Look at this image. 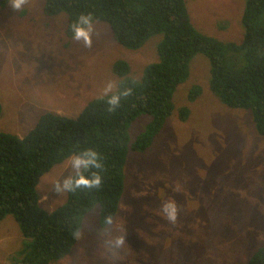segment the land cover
I'll use <instances>...</instances> for the list:
<instances>
[{"label":"rangeland","instance_id":"1","mask_svg":"<svg viewBox=\"0 0 264 264\" xmlns=\"http://www.w3.org/2000/svg\"><path fill=\"white\" fill-rule=\"evenodd\" d=\"M185 3L197 30L223 41H242L245 0ZM43 4L29 0L14 11L10 0H0V131L18 136L43 112L75 117L89 100L102 95L108 82L118 84L112 69L117 59L126 60L129 75L140 79L144 66L157 61L163 38L156 33L129 49L113 39L108 24L94 20L92 47L86 48L73 39L66 14L47 15ZM188 69L173 94L172 113L151 144L144 151L128 150L113 224H101L96 204L84 215L71 253L48 264H246L264 244V136L256 131L249 109L228 107L210 90L205 54L196 53ZM192 86L201 89L193 101L187 97ZM184 106L189 114L180 120ZM150 120V114L141 113L129 124L130 144ZM71 156L53 165L36 186L39 204L48 212L66 201L67 192L58 194L53 186L74 174ZM174 182L213 185L223 195L222 206H212L213 215L226 212L228 219L203 226ZM168 200L179 208L175 224L161 210ZM120 235L126 242L113 256L105 240ZM22 239L16 220L5 216L0 221V264L19 257Z\"/></svg>","mask_w":264,"mask_h":264},{"label":"trees","instance_id":"2","mask_svg":"<svg viewBox=\"0 0 264 264\" xmlns=\"http://www.w3.org/2000/svg\"><path fill=\"white\" fill-rule=\"evenodd\" d=\"M47 15L65 13L67 28L81 14L108 24L113 39L136 49L163 33L157 61L146 64L140 79L117 59L113 72L118 87L132 88L121 106L108 112L106 98L89 100L75 116L46 111L24 135L0 131V221L12 215L23 236L19 257L10 264H48L66 256L77 240L84 215L100 206L101 224L114 217L123 191L129 149L144 151L173 110V94L189 73V60L198 52L210 61V90L228 107L249 109L256 131L264 136V0H245L241 42L223 41L197 30L185 0H44ZM201 89L192 86L193 101ZM141 113L151 115L146 129L129 143L128 126ZM189 109H179L185 120ZM92 148L101 154L104 169L99 189L68 193L65 203L48 212L39 204L40 177L70 155ZM92 171H96L93 169ZM89 173H85L88 175ZM246 264H264V244Z\"/></svg>","mask_w":264,"mask_h":264},{"label":"clouds","instance_id":"3","mask_svg":"<svg viewBox=\"0 0 264 264\" xmlns=\"http://www.w3.org/2000/svg\"><path fill=\"white\" fill-rule=\"evenodd\" d=\"M29 0H10V6L14 11L20 10ZM73 30V39L82 42L84 47H92V37L94 34L93 17L91 14H81L76 23L70 25ZM132 88H124L121 90L116 82L110 81L106 84L102 91V99L106 98L108 112H114L116 108L121 106L122 99L132 95ZM70 166L74 174H70L62 181L57 180L54 183L53 190L56 193H74L77 190L99 189L103 183L102 171L104 163L101 154L92 148H86L70 158ZM95 169L96 171H92ZM85 173H89L85 175ZM164 217L171 224H175L178 218L179 208L174 200H168L161 206ZM105 225L113 224V217L108 216L104 221ZM104 233H101L103 236ZM125 236L120 235L114 239H106L105 247L113 256L118 254V250L125 245ZM71 252V251H70ZM69 252V253H70ZM68 253V254H69Z\"/></svg>","mask_w":264,"mask_h":264},{"label":"crops","instance_id":"4","mask_svg":"<svg viewBox=\"0 0 264 264\" xmlns=\"http://www.w3.org/2000/svg\"><path fill=\"white\" fill-rule=\"evenodd\" d=\"M212 186L213 185L204 184V183L185 184V183L174 182V188L180 189L181 194L179 195V197L187 198L191 208L190 211H194V212L197 211L199 213V215L195 217V220L203 222V226H207L208 222L211 226H213L214 223H222L226 220V217L227 219L229 217L228 213L226 212H220L218 214L213 215L212 206L214 205L222 206L220 203H221V197L223 195L219 196V194H217L213 190ZM197 206H204L205 207L204 212H199L198 210H196ZM69 254H67L66 256H68ZM79 260L81 261V258H79Z\"/></svg>","mask_w":264,"mask_h":264}]
</instances>
